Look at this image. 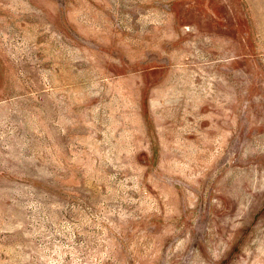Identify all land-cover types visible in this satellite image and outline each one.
I'll list each match as a JSON object with an SVG mask.
<instances>
[{
  "label": "rangeland",
  "instance_id": "rangeland-1",
  "mask_svg": "<svg viewBox=\"0 0 264 264\" xmlns=\"http://www.w3.org/2000/svg\"><path fill=\"white\" fill-rule=\"evenodd\" d=\"M0 264H264V0H0Z\"/></svg>",
  "mask_w": 264,
  "mask_h": 264
}]
</instances>
